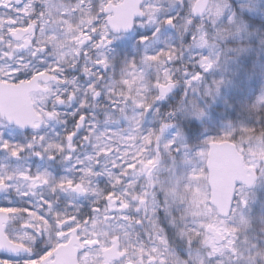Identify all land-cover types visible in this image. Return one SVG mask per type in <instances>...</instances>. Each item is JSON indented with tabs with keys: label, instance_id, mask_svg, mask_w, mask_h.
<instances>
[{
	"label": "snow or ice",
	"instance_id": "1",
	"mask_svg": "<svg viewBox=\"0 0 264 264\" xmlns=\"http://www.w3.org/2000/svg\"><path fill=\"white\" fill-rule=\"evenodd\" d=\"M0 264H264V0H0Z\"/></svg>",
	"mask_w": 264,
	"mask_h": 264
}]
</instances>
